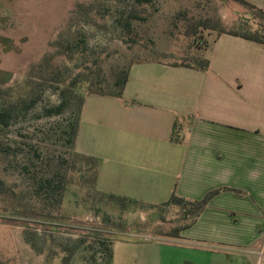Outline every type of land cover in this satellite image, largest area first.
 <instances>
[{
    "label": "rangeland",
    "instance_id": "374dc122",
    "mask_svg": "<svg viewBox=\"0 0 264 264\" xmlns=\"http://www.w3.org/2000/svg\"><path fill=\"white\" fill-rule=\"evenodd\" d=\"M128 1L0 0V99L15 112L0 133V264H103L97 235L162 241L186 222L178 206L125 202L100 191L94 164L73 155L66 142L70 112L50 116L45 109L60 102L65 80L96 55L112 75L137 62L208 57L219 31L200 28L188 38L187 19L212 18L241 31L257 25L250 9L233 0H155L144 8L147 21H134L130 37L117 22ZM70 41L87 52L73 54ZM49 159L68 173L59 208L33 194ZM226 262L240 264L233 256Z\"/></svg>",
    "mask_w": 264,
    "mask_h": 264
},
{
    "label": "crops",
    "instance_id": "0c3cea01",
    "mask_svg": "<svg viewBox=\"0 0 264 264\" xmlns=\"http://www.w3.org/2000/svg\"><path fill=\"white\" fill-rule=\"evenodd\" d=\"M206 58L137 62L123 99L86 97L76 149L99 158L100 191L157 206L222 188L179 236L117 239L113 264L264 262V45L222 33Z\"/></svg>",
    "mask_w": 264,
    "mask_h": 264
},
{
    "label": "trees",
    "instance_id": "16d2710c",
    "mask_svg": "<svg viewBox=\"0 0 264 264\" xmlns=\"http://www.w3.org/2000/svg\"><path fill=\"white\" fill-rule=\"evenodd\" d=\"M243 8L250 9V19L257 25L255 29L241 31L238 28L229 29L225 26V23L212 20V18H202L192 21L187 19L182 22V28L184 29V34L188 38L196 36L200 28H207L212 30H218L219 34L229 33L236 36H240L247 40L254 41L261 45H264V9L258 7L254 3L248 0H233ZM155 0H129L126 5L119 11V16L117 22L122 28V30L130 35H136V28L134 21H147L148 15L146 14L145 7L147 5H153ZM179 15V14H178ZM195 38V37H194ZM83 42L84 39H82ZM84 46V44H83ZM78 50V47L74 42H68L66 48L70 50L73 54H83L87 52L88 46H85ZM192 58L194 61H192ZM190 58L191 60H182L175 63H169L174 66H184L190 68H197L200 70H207L210 65V60L202 55H195ZM159 61V60H153ZM103 58L100 55L91 58L85 68L77 72L76 74L70 76L62 84L60 88V102L57 105L50 106L45 109L46 114L61 115L65 112H70V117L68 122L63 128V133L66 137V142L72 149L73 155L80 154L82 157L89 159L93 164V170L95 171L96 178L99 171L100 160L97 157L88 156L79 153L76 149L77 136L81 124L82 112L85 104L86 97L90 94H101L108 96H115L119 98H124V90L130 76V65L128 68H123L120 71L115 70L112 75H108L105 72L103 65ZM164 62V61H159ZM83 85L85 88L80 91L79 86ZM35 99H32L29 106L34 104ZM13 107H8L5 102L0 99V133L4 132L11 121L15 117V112ZM57 164L52 162V159L47 160L46 168H42L41 174L36 176L35 186H34V196L43 199L51 207H60L64 197L66 195L67 187V177L68 173L61 166L57 167ZM44 169V170H43ZM97 180V179H96ZM5 187L4 180L0 177V191ZM222 191V188L212 190L208 192L201 199H189L178 195L173 192L172 196L166 201L165 205H175L181 210L184 216L185 223L180 227L174 228L171 236H179L180 232L184 229L191 227L202 214L206 206L209 204L212 197ZM112 197H116L125 202H140L138 200L116 196L114 194H109ZM146 204V203H145ZM122 227V231L128 230V226L119 224ZM131 231H141L139 227H130ZM99 237V249L104 253L103 264H113L114 261V243L117 240L111 239L110 237H105L102 235H97ZM119 239V238H118ZM128 239V238H125ZM134 241L142 242V239H133ZM185 264H194L190 261H186Z\"/></svg>",
    "mask_w": 264,
    "mask_h": 264
}]
</instances>
